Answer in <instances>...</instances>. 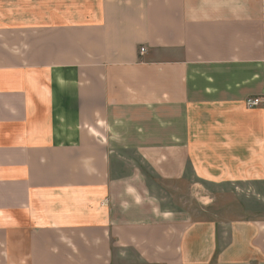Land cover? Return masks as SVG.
Segmentation results:
<instances>
[{"label":"crops","instance_id":"0c3cea01","mask_svg":"<svg viewBox=\"0 0 264 264\" xmlns=\"http://www.w3.org/2000/svg\"><path fill=\"white\" fill-rule=\"evenodd\" d=\"M260 190L264 0H0V264H264Z\"/></svg>","mask_w":264,"mask_h":264},{"label":"rangeland","instance_id":"374dc122","mask_svg":"<svg viewBox=\"0 0 264 264\" xmlns=\"http://www.w3.org/2000/svg\"><path fill=\"white\" fill-rule=\"evenodd\" d=\"M224 191H226V187L223 188ZM209 190V189H208ZM226 194V193H225ZM260 194H264V191L260 190ZM231 199H233V201L231 202ZM246 201H249L248 204L246 203ZM202 203H209L208 200H202ZM219 205H221V209H223L222 214L226 215V212L224 211L227 207L228 209H237V212L234 214L233 210L232 213H230V215H232L233 217H241V216H245L242 212V209L245 211L246 210V205L250 206L249 210V218L250 220H254V219H259V217L261 218L262 216H264V196L263 198H258L257 196H251L250 198H225L223 197L220 200ZM209 216V215H206Z\"/></svg>","mask_w":264,"mask_h":264},{"label":"built area","instance_id":"2783aa9c","mask_svg":"<svg viewBox=\"0 0 264 264\" xmlns=\"http://www.w3.org/2000/svg\"><path fill=\"white\" fill-rule=\"evenodd\" d=\"M144 52H145V49L141 48L140 53L143 54ZM260 104H262V101L260 99H250L247 101L246 106L248 108H253V107L259 106Z\"/></svg>","mask_w":264,"mask_h":264}]
</instances>
